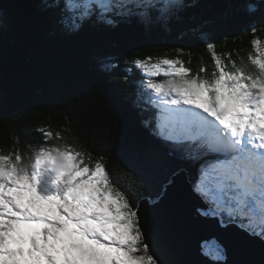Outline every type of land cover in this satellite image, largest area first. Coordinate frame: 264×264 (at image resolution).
Returning <instances> with one entry per match:
<instances>
[{
    "label": "snow or ice",
    "instance_id": "6c2138e0",
    "mask_svg": "<svg viewBox=\"0 0 264 264\" xmlns=\"http://www.w3.org/2000/svg\"><path fill=\"white\" fill-rule=\"evenodd\" d=\"M133 3L149 9L137 14L141 27L163 31L185 22L186 9L175 0H65L55 9L54 26L75 34L94 12L113 25L106 13L131 16ZM67 13L76 20L65 23ZM12 24L0 7V34ZM250 44L248 64L242 60L240 66L206 43L211 73L201 66L193 74L179 56L136 58L132 64L142 76L138 96L159 109L154 134L170 154L198 164L193 191L208 209L197 211L264 241V41L253 38ZM41 131L63 139L60 131ZM150 232L162 239L159 223L142 219L111 182L103 157L93 163L87 150L69 143L38 146L27 163L18 151L0 152V264H165L151 251ZM200 248L210 264H223L217 241Z\"/></svg>",
    "mask_w": 264,
    "mask_h": 264
},
{
    "label": "trees",
    "instance_id": "16d2710c",
    "mask_svg": "<svg viewBox=\"0 0 264 264\" xmlns=\"http://www.w3.org/2000/svg\"><path fill=\"white\" fill-rule=\"evenodd\" d=\"M64 2L0 0L13 21L0 34V102L6 100L2 76L10 96L7 107L0 105V152L18 151L27 163L45 144L85 149L93 163L103 157L111 182L134 208L144 198L156 201L180 169L187 171L193 187L198 164L170 154L154 134L159 109L147 103V96H138L142 76L132 61L179 56L193 74L201 66L211 73L206 48L211 43L217 54L229 53L237 65L242 60L248 64L250 41H264V0H175L186 9L185 22L163 31L141 27L137 14L149 9L133 3V15L108 12L115 24L106 25L94 12L75 34L54 26L55 9ZM161 2L173 0L152 3ZM75 20L66 14L65 23ZM107 58L116 66L104 70L102 60ZM42 129L60 131L63 139L46 138Z\"/></svg>",
    "mask_w": 264,
    "mask_h": 264
},
{
    "label": "water",
    "instance_id": "95a60500",
    "mask_svg": "<svg viewBox=\"0 0 264 264\" xmlns=\"http://www.w3.org/2000/svg\"><path fill=\"white\" fill-rule=\"evenodd\" d=\"M137 207L142 219L150 216L161 227L162 239L150 232L148 242L153 254L165 264H210L201 255L200 246L212 240L224 249L223 264H264V241L250 236L236 224L222 225L219 217L197 211L198 208L206 211L208 206L193 191L184 169L171 176L155 203L144 198Z\"/></svg>",
    "mask_w": 264,
    "mask_h": 264
},
{
    "label": "rangeland",
    "instance_id": "374dc122",
    "mask_svg": "<svg viewBox=\"0 0 264 264\" xmlns=\"http://www.w3.org/2000/svg\"><path fill=\"white\" fill-rule=\"evenodd\" d=\"M154 0H151V2H153ZM102 61H104V62H102V69H111V68H113L114 66H116V63L113 61V59H111V58H107V59H103ZM155 60H153V62H154ZM2 76V75H1ZM157 78H159V77H157ZM158 80H160V79H158ZM1 86H2V88H3V90H4V95H5V102H0V105L1 106H4V105H6V103L10 100V96H9V94H8V92H7V86H6V81H5V78L2 76V79H1ZM151 95V94H150ZM153 98H154V96H153ZM158 109V108H157ZM192 189H193V187H192ZM208 206V205H207ZM202 211H204V210H202Z\"/></svg>",
    "mask_w": 264,
    "mask_h": 264
}]
</instances>
